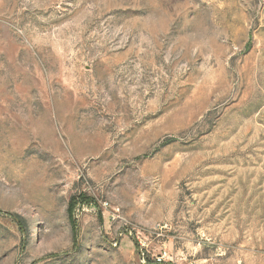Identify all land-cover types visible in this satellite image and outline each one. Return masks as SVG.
I'll return each mask as SVG.
<instances>
[{
    "label": "rangeland",
    "instance_id": "374dc122",
    "mask_svg": "<svg viewBox=\"0 0 264 264\" xmlns=\"http://www.w3.org/2000/svg\"><path fill=\"white\" fill-rule=\"evenodd\" d=\"M0 264H264V0H0Z\"/></svg>",
    "mask_w": 264,
    "mask_h": 264
}]
</instances>
